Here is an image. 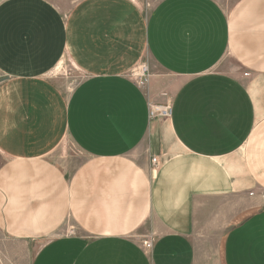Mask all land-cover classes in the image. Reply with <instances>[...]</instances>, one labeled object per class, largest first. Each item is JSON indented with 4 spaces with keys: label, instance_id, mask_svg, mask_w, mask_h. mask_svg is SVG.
<instances>
[{
    "label": "crops",
    "instance_id": "crops-1",
    "mask_svg": "<svg viewBox=\"0 0 264 264\" xmlns=\"http://www.w3.org/2000/svg\"><path fill=\"white\" fill-rule=\"evenodd\" d=\"M143 60L173 79L166 120ZM0 154V264H198L219 231V264H264V207L233 222L264 196V0H0Z\"/></svg>",
    "mask_w": 264,
    "mask_h": 264
},
{
    "label": "rangeland",
    "instance_id": "rangeland-1",
    "mask_svg": "<svg viewBox=\"0 0 264 264\" xmlns=\"http://www.w3.org/2000/svg\"><path fill=\"white\" fill-rule=\"evenodd\" d=\"M159 0H138L141 7L146 11H151ZM222 8L230 12L239 0H216ZM73 4H67L66 8L72 7ZM232 67L233 65L230 64ZM243 76L248 77V73H244L238 68ZM51 78L56 81V83L66 92L72 91L82 80V75L80 71L67 59H63L61 65L51 73ZM131 78L136 81L140 86H142L149 94L151 98L152 105L154 106H164L172 103L173 91L172 82L173 79L170 75H167L162 69L157 66H151L148 61L143 60L141 64L130 73ZM163 119V118H160ZM166 120V119H164ZM62 147V151L56 155V160L62 166L71 167L72 171L84 161V157L77 152L75 147H70L69 145ZM143 150L141 147L136 154H139ZM6 162V158L0 154V166ZM254 195L253 192L250 196ZM250 202L241 209H238L235 213L239 215L235 218L233 222L237 221L239 218L246 214H250L259 208L264 207V196H259L258 199H251ZM223 231L215 232L210 234L205 241L196 240V250H197V260L198 264H219L218 263V250L220 245V240L223 235Z\"/></svg>",
    "mask_w": 264,
    "mask_h": 264
},
{
    "label": "built area",
    "instance_id": "built-area-1",
    "mask_svg": "<svg viewBox=\"0 0 264 264\" xmlns=\"http://www.w3.org/2000/svg\"><path fill=\"white\" fill-rule=\"evenodd\" d=\"M171 116V103L164 105V106H150V119L156 120V119H168ZM153 164L157 163V159L153 158L152 160ZM153 246V240H149L145 243V247L147 249H150Z\"/></svg>",
    "mask_w": 264,
    "mask_h": 264
}]
</instances>
